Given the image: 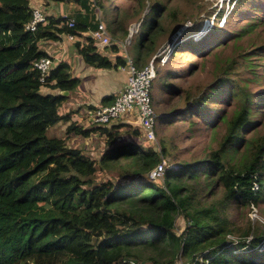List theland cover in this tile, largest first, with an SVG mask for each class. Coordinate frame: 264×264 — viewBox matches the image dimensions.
I'll use <instances>...</instances> for the list:
<instances>
[{
	"label": "trees",
	"instance_id": "1",
	"mask_svg": "<svg viewBox=\"0 0 264 264\" xmlns=\"http://www.w3.org/2000/svg\"><path fill=\"white\" fill-rule=\"evenodd\" d=\"M52 1L74 2L87 10L100 9L103 3ZM247 1L234 0L229 14L237 8L245 11ZM159 6H151L147 15L149 27L138 43L136 64L151 50ZM225 19L199 40L177 39L168 57L180 53L203 57L221 45L212 40L205 46L213 32H225L235 46L255 25L250 21L231 34L222 31ZM30 20L29 0H0V264H173L177 257L184 264H264V227L248 224L241 230L229 218L233 208L251 210L264 199V136L248 147L240 143L264 100V91L247 89L248 83L264 78L257 72L264 69V43L238 54L242 61L237 69L249 77L235 85L234 63H225L216 83L229 88H213L175 113L174 119H204L203 106L212 94L218 95L221 105L235 99L234 116L226 123L217 150L198 161L175 164L158 185L148 173L166 156L162 144L159 150L144 147L137 129L125 123L84 129L70 120L71 113L60 112L67 100L63 94L79 84L69 65L56 63L43 83L33 69L40 58L50 59L39 43L58 42L63 35L74 38L72 49L84 65L112 71L123 67L115 48L109 50L115 54L112 61L93 46L88 32L97 22L88 26L76 19L67 27L68 17L46 16L45 23L29 32L24 27ZM112 99L102 98L101 106ZM58 123L66 124L63 137H47L46 131ZM90 133L104 140L97 163L67 145L71 138H87ZM243 146L246 155L230 161ZM99 169L116 178L97 182L94 175ZM177 218L183 223L180 232Z\"/></svg>",
	"mask_w": 264,
	"mask_h": 264
},
{
	"label": "rangeland",
	"instance_id": "2",
	"mask_svg": "<svg viewBox=\"0 0 264 264\" xmlns=\"http://www.w3.org/2000/svg\"><path fill=\"white\" fill-rule=\"evenodd\" d=\"M29 1L30 8H37L44 16L68 17L70 20L81 19L88 26L94 25V21L101 22L110 37L111 44L104 50L115 48L119 51L116 45L121 44L124 40L126 36L124 30L127 32L131 25L140 22L138 32L132 37L130 45L123 52L125 55H122L119 51L122 59V56H125L133 62L137 54L138 43L149 27L147 15L151 10V6L160 4V17L157 19V26L153 27L157 30V33L155 31L152 33L151 50L148 53H143L141 61H139L140 66H144L153 59L152 63L155 70V79L151 85V107L155 115L156 143L150 145L144 142L143 146H152L159 150L158 145L159 143L162 144L166 153L163 160L168 166H175V164L183 161H198L208 156L211 151L217 150L221 137L226 131V123L234 116L232 114L235 109L233 107L235 99H229L227 103L222 102L224 105H221L218 103L221 100L218 99V95L211 93L209 104L203 106L202 117L205 116L204 119H196L195 117L191 119L177 117L174 119V115L185 109L187 103L192 102L202 94L210 93L213 88L220 90L229 88L227 84L216 83L219 77L222 76L221 71L225 63H234L236 74L233 83L235 85L240 83V79L249 77L243 69H237L242 61L238 54H246L253 44L258 46L264 43V19H262L264 17V0H249L244 4L245 11L237 8L233 15L229 12L231 13L234 0H102V8L95 9L96 7H94L92 10H87L82 5L74 2ZM88 1L90 2V0ZM85 5L88 7V2ZM170 13L173 16H170ZM224 16H226V19L222 31L227 30L231 34L237 33L242 26L250 21H253L255 25L251 31L248 30V33L240 41L235 43V46L230 44L232 41L225 32L221 34L213 32L214 38L208 35L209 40L205 46L211 44L212 40L218 41L221 45L211 48L209 53L201 58H197L190 53H180L173 58L168 57L169 55L166 56L164 50L175 43L177 39L183 37L182 40L187 38L192 41L199 40L209 33V28H212L213 24L219 28L224 22ZM61 40L64 43L69 42L64 37ZM111 42H117V44ZM68 44L71 45V42ZM44 46H50L53 51L56 48L60 49L58 44L47 43ZM190 65L193 66L191 71ZM122 68L123 70H121ZM125 71V66H123L114 75L124 74ZM169 72L173 73L168 75ZM257 72L264 76V69L258 68ZM258 80V83L250 82L247 84L250 93L264 91V78ZM163 84H168L171 88L166 89ZM223 101H225V98ZM63 108L65 109L66 105L60 109L61 113L64 110ZM257 108L258 112L250 117L252 123L249 126L251 127H248L247 131L241 135L240 143L247 145V147L249 142L264 136V100ZM167 120L172 121L166 124ZM208 120L211 121L209 127L205 125ZM81 125V127L92 126L89 123H83V120ZM65 126L63 123H58L54 128H49L46 131L47 137H63ZM71 139L67 143L68 146L82 147L80 142ZM103 145L104 140L96 136L89 139L88 144L83 146L84 149H82L85 155L91 156L97 163L104 149ZM245 146L237 148L234 152V159L231 156L230 161L234 162L235 159L246 155ZM94 178L97 182H103L107 179H115L116 175L113 172L106 173L99 169L95 172ZM161 179L156 180L158 185H160ZM229 216L241 230L245 229L248 224L251 226H257L258 224L264 227V199L260 200L258 207L252 210L233 208ZM175 226L178 229L177 232H180L183 226L180 218L176 219ZM227 239L231 240L233 238L227 236ZM174 263L181 264L178 259Z\"/></svg>",
	"mask_w": 264,
	"mask_h": 264
},
{
	"label": "built area",
	"instance_id": "3",
	"mask_svg": "<svg viewBox=\"0 0 264 264\" xmlns=\"http://www.w3.org/2000/svg\"><path fill=\"white\" fill-rule=\"evenodd\" d=\"M45 17L37 8H31V20L25 25L24 29L34 32L36 25L45 23ZM73 21H67V27H72ZM140 22L131 25L126 32V36L121 44L116 45L122 55L124 50L130 45L132 37L138 32ZM93 46L97 51L103 52L106 47L111 46L110 37L101 22H97L95 30L88 32ZM69 41L74 42V38L69 35H63ZM117 44V42H111ZM114 46V45H113ZM166 56L170 55V47L165 50ZM165 56V57H166ZM125 66L126 79L123 86L115 94L113 101L108 106H96L89 113V124L92 126H108L116 123L123 116H130V119L124 120L132 128H136L140 137L147 144L154 145L155 137V115L151 107V85L155 79V70L152 60L144 67L138 69L135 63L122 56ZM164 57V58H165ZM54 67V63L49 58H40L33 63V69L38 73V82L43 83L50 70ZM123 69V68H122ZM174 165L168 166L164 160H161L155 168L148 173L149 180H158L163 177V173L167 169H173ZM253 208H251L252 210ZM181 264L182 260L177 257ZM174 260V261H175ZM173 261V264H175Z\"/></svg>",
	"mask_w": 264,
	"mask_h": 264
},
{
	"label": "crops",
	"instance_id": "4",
	"mask_svg": "<svg viewBox=\"0 0 264 264\" xmlns=\"http://www.w3.org/2000/svg\"><path fill=\"white\" fill-rule=\"evenodd\" d=\"M62 37L63 36H61V39ZM47 43L53 45L58 44L60 49L56 48L55 51H53L51 50L50 46H44ZM68 43L69 42L64 43L62 40L58 42H40L39 48L40 50L44 51L47 55H49L50 59L54 63V66L58 62L61 61L66 62L69 65L72 77L79 79V84L76 87L77 89L75 88L76 90L74 89L73 90L74 92L72 91V93L71 92L66 93L65 96H67V100L64 102L62 107L66 105L67 110H65L66 108L65 109L63 108L64 110L62 113L63 114L71 113L70 120L75 121L79 126H82L81 125L82 120L83 123H89L88 121L89 113L96 106H101L102 98H107L108 96H113L114 98L115 94L120 90V88L124 84V81L126 79V72L124 74L114 75V73H116L118 70L117 71L96 70L91 67H88L82 63L79 56L75 53V51L72 49V46ZM98 52L104 55L105 57H107L109 60L113 61L115 58V54H113L109 50H104L103 52L98 51ZM117 55H120L119 51ZM135 66L138 69L144 67V66H140V62L135 64ZM46 92L47 90L43 91V93ZM105 102L106 104L104 106H108L111 104V103L109 104L110 100H105ZM128 119H130V116H123L116 123L128 124L126 121H124V120L128 121ZM116 123H112V125ZM83 128L85 129L90 127H83ZM96 136L97 138L100 139V137L96 133H90L87 138L73 137L72 139L81 143L82 147L79 148L78 146L76 148H79L84 153L83 146H86L88 144L89 139L91 138L93 139Z\"/></svg>",
	"mask_w": 264,
	"mask_h": 264
},
{
	"label": "water",
	"instance_id": "5",
	"mask_svg": "<svg viewBox=\"0 0 264 264\" xmlns=\"http://www.w3.org/2000/svg\"><path fill=\"white\" fill-rule=\"evenodd\" d=\"M63 95H66V93H64Z\"/></svg>",
	"mask_w": 264,
	"mask_h": 264
}]
</instances>
